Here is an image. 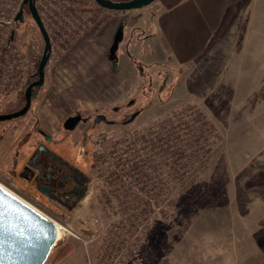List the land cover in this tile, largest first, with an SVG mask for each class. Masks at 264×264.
Masks as SVG:
<instances>
[{
	"label": "rangeland",
	"instance_id": "1",
	"mask_svg": "<svg viewBox=\"0 0 264 264\" xmlns=\"http://www.w3.org/2000/svg\"><path fill=\"white\" fill-rule=\"evenodd\" d=\"M37 7L52 58L29 112L0 122V185L65 228L50 256L70 245L67 257L82 264H264V0H243L217 42L185 66L158 58L147 39L159 0L127 16L94 0ZM15 45L31 64L20 89L0 91L2 114L25 105L43 56L27 9ZM114 108L142 114L127 126L100 125L88 143L97 167L84 200L73 211L36 203L16 171L40 133L60 139L77 113L107 111L121 122Z\"/></svg>",
	"mask_w": 264,
	"mask_h": 264
},
{
	"label": "water",
	"instance_id": "2",
	"mask_svg": "<svg viewBox=\"0 0 264 264\" xmlns=\"http://www.w3.org/2000/svg\"><path fill=\"white\" fill-rule=\"evenodd\" d=\"M94 1L104 9L127 12L142 9L156 0ZM26 9L36 23L45 43L43 56L35 75L38 79L28 85L24 95L25 105L11 113H0V122L21 118L29 112L32 100L38 93L35 88H40L44 84L45 69L52 54L51 37L40 15L37 0H24L23 8L18 13L16 21L18 23L25 21ZM124 35L125 24L122 22L117 28L110 48V59L114 62V70L118 67L117 52L124 40ZM137 115L138 113L132 115L131 121ZM80 120V115L70 118L65 126L67 129H73ZM97 121H101V119L99 118ZM0 212L3 213V221L0 223V264H45L57 245L54 244L57 235L54 221L2 185H0Z\"/></svg>",
	"mask_w": 264,
	"mask_h": 264
},
{
	"label": "flooded vegetation",
	"instance_id": "3",
	"mask_svg": "<svg viewBox=\"0 0 264 264\" xmlns=\"http://www.w3.org/2000/svg\"><path fill=\"white\" fill-rule=\"evenodd\" d=\"M37 79L35 74L32 75L27 85ZM114 111L121 112L118 108H114ZM135 113L138 115L131 121ZM141 114V110H134L131 113L122 110L121 122L110 119L107 111L86 116L81 113L70 115L63 121V136L60 139L56 140L45 132L40 133L44 141L37 143L33 153L19 167L16 174L20 180L28 184L36 203L46 208L49 203H54L62 209L73 211L87 196L94 182L97 162L92 151L88 149V143L90 144L96 135L103 133L101 130L104 128L100 125L127 126L136 121ZM78 115L81 116L78 124L73 129H67L65 123ZM99 118L101 121H97ZM86 124L88 126L84 130L79 128L80 126L84 128ZM42 197L49 202L41 200Z\"/></svg>",
	"mask_w": 264,
	"mask_h": 264
},
{
	"label": "crops",
	"instance_id": "4",
	"mask_svg": "<svg viewBox=\"0 0 264 264\" xmlns=\"http://www.w3.org/2000/svg\"><path fill=\"white\" fill-rule=\"evenodd\" d=\"M159 2L160 10L153 20V32L147 39L153 40L154 53L158 58H167L175 65L185 66L195 64L217 42L220 30L231 20L243 0H159ZM128 13L122 14L127 16ZM122 22L125 24L124 21L120 23ZM59 264L82 263L67 257Z\"/></svg>",
	"mask_w": 264,
	"mask_h": 264
},
{
	"label": "built area",
	"instance_id": "5",
	"mask_svg": "<svg viewBox=\"0 0 264 264\" xmlns=\"http://www.w3.org/2000/svg\"><path fill=\"white\" fill-rule=\"evenodd\" d=\"M23 5L24 0H0V91L20 89L30 68L26 53L15 45V34L13 36L18 23L16 17ZM102 152L100 147L98 153ZM112 264L122 262L114 261Z\"/></svg>",
	"mask_w": 264,
	"mask_h": 264
},
{
	"label": "trees",
	"instance_id": "6",
	"mask_svg": "<svg viewBox=\"0 0 264 264\" xmlns=\"http://www.w3.org/2000/svg\"><path fill=\"white\" fill-rule=\"evenodd\" d=\"M71 251L72 248L70 245L58 247L49 258V262H51L50 264H58L60 261L66 258Z\"/></svg>",
	"mask_w": 264,
	"mask_h": 264
},
{
	"label": "bare ground",
	"instance_id": "7",
	"mask_svg": "<svg viewBox=\"0 0 264 264\" xmlns=\"http://www.w3.org/2000/svg\"><path fill=\"white\" fill-rule=\"evenodd\" d=\"M54 221V220H53ZM56 228H57V235L56 238L54 240V244H57L60 241V237L62 235V231L63 229H65L64 227L61 226L60 223H57L56 221H54Z\"/></svg>",
	"mask_w": 264,
	"mask_h": 264
},
{
	"label": "snow or ice",
	"instance_id": "8",
	"mask_svg": "<svg viewBox=\"0 0 264 264\" xmlns=\"http://www.w3.org/2000/svg\"><path fill=\"white\" fill-rule=\"evenodd\" d=\"M2 221H3V213L0 212V223H2Z\"/></svg>",
	"mask_w": 264,
	"mask_h": 264
}]
</instances>
